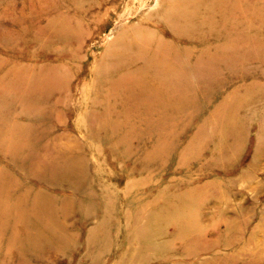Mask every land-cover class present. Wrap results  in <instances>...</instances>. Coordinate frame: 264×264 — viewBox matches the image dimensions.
<instances>
[{"label":"rangeland","instance_id":"obj_1","mask_svg":"<svg viewBox=\"0 0 264 264\" xmlns=\"http://www.w3.org/2000/svg\"><path fill=\"white\" fill-rule=\"evenodd\" d=\"M217 2L0 0V264H264V0Z\"/></svg>","mask_w":264,"mask_h":264},{"label":"bare ground","instance_id":"obj_2","mask_svg":"<svg viewBox=\"0 0 264 264\" xmlns=\"http://www.w3.org/2000/svg\"><path fill=\"white\" fill-rule=\"evenodd\" d=\"M207 0H204V2H206ZM217 5H219V0H218V2H217ZM178 9L176 8V6H174V4L173 5H169L167 8H166V10H165V18L167 19V20H169V19H171L172 17H175V16H178ZM164 18V19H165ZM165 19V20H166ZM203 19V23H207V21H209L208 19H206V18H202ZM202 21V20H201ZM208 23H210V22H208ZM216 52L217 51H215V53L214 54H216ZM221 55H222V51H220V50H218V52H217V54H216V56H218L219 58L221 57ZM189 71V70H188ZM164 102V101H163Z\"/></svg>","mask_w":264,"mask_h":264}]
</instances>
